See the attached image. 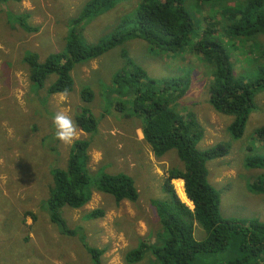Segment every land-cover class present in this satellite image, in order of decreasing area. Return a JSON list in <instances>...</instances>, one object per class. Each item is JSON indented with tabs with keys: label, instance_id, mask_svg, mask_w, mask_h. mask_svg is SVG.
Wrapping results in <instances>:
<instances>
[{
	"label": "rangeland",
	"instance_id": "1",
	"mask_svg": "<svg viewBox=\"0 0 264 264\" xmlns=\"http://www.w3.org/2000/svg\"><path fill=\"white\" fill-rule=\"evenodd\" d=\"M86 1H0V264H99L82 245L79 228L84 230L87 246L104 248L100 264L153 262L148 251L133 263L126 262L124 256L141 240L158 242L161 224L151 202L166 198L163 181L168 170L183 169L184 163L176 149L155 157L143 139L141 120L133 113L131 117L126 115L132 111V106L124 102L121 92L113 87L112 79L117 71L130 70V64L141 67L156 80L182 77L190 81L177 108L182 116L192 112L200 123L203 136L198 149L219 143L228 149L226 155L206 161L207 179L218 192L221 216L257 219L264 223V168L247 164L252 158L264 160V144L256 135V130L264 127V88L254 94L253 108L241 135L235 138L228 128L234 115L221 114L209 103L211 75L200 54L188 50L169 53L162 49L151 50L145 39L133 38L94 59L77 63L71 71L74 84L67 93V102H57L60 93H46L45 88L57 78L55 74L46 77L44 87L31 91L23 61L25 52H35L42 61L50 53L63 51L72 28L79 33V40L95 44L122 19L130 17L141 0H116L111 8L89 20L78 21ZM242 1L228 0L224 5L226 9L232 8ZM183 6L193 16V34L200 33L208 22L214 24L216 30H223L226 15L221 7L196 0H184ZM20 13L29 15L28 23L35 27L34 31L27 32L19 26L16 16ZM195 39L196 36L191 37L192 41ZM233 41L238 46L230 50L234 71L245 67L237 75L242 79L255 77L262 60L248 62L250 55L243 60L241 52L250 45L255 47L254 56L258 55V50L264 51V33L253 40ZM83 88L92 92L89 104L80 97ZM102 98L110 107L108 113L102 112ZM115 100L124 103L120 111L112 103ZM81 106L92 108L99 120L97 132L90 136L89 172L102 167L113 173L123 172L133 178L139 196L133 202L116 203L110 193L96 191L80 208L63 206L58 209L63 219L62 232L49 222L43 200L52 185L51 168L66 166L72 144L55 138L52 121L57 112L74 119ZM78 132V139H89L79 128ZM258 179L260 184L256 183ZM177 180L172 179L171 184L180 200L192 209V202L177 188ZM182 189L184 191L183 181ZM96 208L102 209L104 215L90 218V211ZM193 235L201 240L204 232L196 226ZM203 258L211 264L223 258V254Z\"/></svg>",
	"mask_w": 264,
	"mask_h": 264
},
{
	"label": "trees",
	"instance_id": "2",
	"mask_svg": "<svg viewBox=\"0 0 264 264\" xmlns=\"http://www.w3.org/2000/svg\"><path fill=\"white\" fill-rule=\"evenodd\" d=\"M115 1H86L78 21L89 20L111 8ZM196 1L222 8L226 15L223 30H216L215 25L208 22L200 33L193 34V16L184 8V0H141L130 17L122 19L113 31L95 44L79 40V33L76 34L72 28L63 51L50 53L42 61L35 52H25L23 61L27 66L31 91L44 87L46 77L55 74L57 78L45 88L46 93L65 90L68 93L74 84L71 71L77 63L94 59L127 39L142 38L151 50L162 49L168 53L188 50L201 55L211 75L209 103L221 114L234 115L228 128L233 137H239L253 108L254 94L264 88V51L260 49L254 56L255 47L250 45L248 50L241 52L243 60L250 55L248 62L262 60L257 65L260 67L255 77L242 79L237 74L245 67L239 72L234 71L230 50L238 48L233 40H253L256 35L264 33V0H244L227 9L224 4L228 0ZM28 16L27 13H20L16 21L22 29L31 32L35 27L28 23ZM192 36H196L194 41ZM130 67V70L117 71L112 79L113 87L121 92L124 102L132 106V111L126 115L131 117L133 113L141 120L143 139L155 157L176 149L184 166L183 169L168 170L163 181L166 198L151 202L161 224L158 242L153 244L141 240L136 248L125 253V261L136 262L148 251L153 256L151 264H209L204 261V255L219 253L223 254V258L211 264H264V223L257 219L222 217L218 192L207 179L206 161L226 155L227 146L219 143L204 150L198 149L197 144L203 136L200 123L192 112L184 116L179 114L177 102L186 93L190 81L182 77L156 80L141 67L132 64ZM80 97L85 104L93 99L88 88L80 91ZM112 103L118 111L124 105L119 100ZM108 108L104 101L102 112L108 113ZM93 112L90 107L78 108L73 120L80 130L89 135V139L75 140L66 166H53L50 171L52 185L43 200V209L49 222L58 228L64 227L58 209L63 206L80 208L90 200L93 192L110 193L116 203L122 200L133 202L139 196L133 178L123 172H109L105 167L89 172L90 136L97 132L99 123ZM256 135L264 144V127L257 129ZM247 164L264 168L262 159H248ZM177 178L183 181L184 193L192 202V209L180 200L171 184V180ZM260 182L258 179L256 183ZM103 215L104 211L100 208L89 213L90 218ZM196 226L204 232L201 240L193 235ZM79 230L82 232V245L100 264L104 248L87 246L84 230ZM61 231L64 232V229L61 228Z\"/></svg>",
	"mask_w": 264,
	"mask_h": 264
},
{
	"label": "clouds",
	"instance_id": "3",
	"mask_svg": "<svg viewBox=\"0 0 264 264\" xmlns=\"http://www.w3.org/2000/svg\"><path fill=\"white\" fill-rule=\"evenodd\" d=\"M22 95V93H21ZM19 98V97H18ZM68 100V94L65 90L59 94L58 103H65ZM22 103V102H21ZM53 126L55 128L54 136L64 144H72L79 138L78 127L75 121L63 112H57L53 117Z\"/></svg>",
	"mask_w": 264,
	"mask_h": 264
},
{
	"label": "bare ground",
	"instance_id": "4",
	"mask_svg": "<svg viewBox=\"0 0 264 264\" xmlns=\"http://www.w3.org/2000/svg\"><path fill=\"white\" fill-rule=\"evenodd\" d=\"M176 185H177V188L179 189V191L182 193L181 195H184V191L182 189V180H177L176 181ZM178 191V190H177Z\"/></svg>",
	"mask_w": 264,
	"mask_h": 264
},
{
	"label": "crops",
	"instance_id": "5",
	"mask_svg": "<svg viewBox=\"0 0 264 264\" xmlns=\"http://www.w3.org/2000/svg\"><path fill=\"white\" fill-rule=\"evenodd\" d=\"M182 180V179H181ZM151 243H153L154 244V242H151ZM146 253V252H145ZM152 258H153V256H152Z\"/></svg>",
	"mask_w": 264,
	"mask_h": 264
}]
</instances>
